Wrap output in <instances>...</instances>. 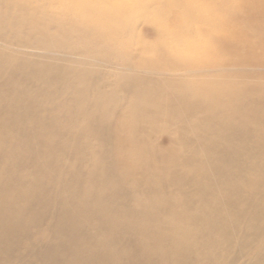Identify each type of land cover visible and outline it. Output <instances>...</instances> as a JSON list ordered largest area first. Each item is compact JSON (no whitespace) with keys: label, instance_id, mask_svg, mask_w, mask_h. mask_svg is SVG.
Segmentation results:
<instances>
[{"label":"bare ground","instance_id":"1","mask_svg":"<svg viewBox=\"0 0 264 264\" xmlns=\"http://www.w3.org/2000/svg\"><path fill=\"white\" fill-rule=\"evenodd\" d=\"M1 1L11 3V11L22 16L21 12H25L30 3L44 5L45 1L55 10V4L66 7L72 0ZM74 1L86 4L93 0ZM97 1L99 5L113 2L116 12L109 18L115 25L124 18L146 22L155 9L151 0ZM183 1L188 11H208L199 0ZM207 1L215 3L213 12H208L211 20L218 22L208 29L213 31L212 28L217 27L222 40L231 44L236 53L239 44L247 41L250 30L263 24L264 0H228L229 8L217 6V0ZM91 8L97 9L98 22L108 14V6L107 9L102 6L104 12L99 11V6ZM232 10L236 16L231 20ZM78 16L83 19L87 13L81 11ZM200 26L189 24L187 28L203 33L197 29ZM160 35L165 51L171 48V41H177L175 33ZM140 39L135 31L127 42H142ZM202 46V42L196 43L195 49ZM225 61L230 62V58ZM235 62L240 63L239 57ZM150 68L158 77L165 73L157 64H151ZM165 68L171 69L173 65ZM198 73L197 69H186L180 74L174 73V77ZM43 77L42 72L29 68L26 71L11 69L8 74L0 69V101L11 105L9 108V104L0 103V118H7L8 110L19 114L16 105L27 92L38 93L36 82ZM184 89L175 88L162 103L161 114L149 116L137 106L140 118L152 120L154 135L160 133L163 138L171 139L167 134L175 131L176 138L166 140L161 152L167 159L164 170L154 159L144 158L147 147L134 142V131L125 121L115 116L110 122L109 117L101 116L98 127L103 145L90 157L94 168L88 173L86 185L77 169L66 167L69 158L55 145V138L44 136L52 120L42 122L34 110L27 109L23 126L15 125L17 131L12 128L14 136H11V128L6 127L7 119H1L0 204L7 194L23 196L22 206L30 208L32 218L28 209L17 211L14 221L6 218L7 210H0L3 217L0 219V263L16 258L22 264H84L82 261L86 264H190L194 256L195 264H224L226 255L234 250V255L239 253L241 259L237 262L233 257L228 264H264V230L261 228L264 226V133L260 132L264 118L249 113L237 116L229 124L223 115L212 121L204 114L216 107L189 108L172 100ZM54 94L55 83L42 97L52 100ZM103 102L104 98L100 104ZM235 113L244 112L235 109ZM206 124L210 127L206 128ZM67 145L72 148L69 156L79 157L80 162L88 153L93 154L88 149L81 150L74 142ZM9 146L23 150L26 157L13 159L17 151L7 152ZM27 167L42 172L44 179L50 175L53 184L48 191L43 190V178L29 179L32 174L27 172ZM8 170L14 172V176L4 180L2 176ZM69 174H72L71 179L63 182ZM149 175L151 179L147 180ZM126 179L131 181L123 184ZM52 190H55V198L50 194ZM25 216L30 217V226L39 227L38 237L29 226L21 227V218ZM44 224L49 227L45 234ZM92 229H98L97 233L91 232ZM55 233L59 235V248H55ZM44 240L49 242L44 243ZM9 241L12 244L9 245ZM22 244L30 245L26 255L22 254L24 250L20 252Z\"/></svg>","mask_w":264,"mask_h":264},{"label":"rangeland","instance_id":"2","mask_svg":"<svg viewBox=\"0 0 264 264\" xmlns=\"http://www.w3.org/2000/svg\"><path fill=\"white\" fill-rule=\"evenodd\" d=\"M151 1L155 9L150 12L148 21L140 22L124 18L118 25L109 18L116 12L113 9L116 7L113 2L99 5L97 0H93L86 4H78L72 0L66 7L55 4L53 10L43 1L44 5L30 3L25 12H21L22 16L11 11V3L0 2V63L2 64L0 69L8 74L11 69L26 71L29 68L44 75L36 82L38 93L27 92L16 105L15 109L19 114L8 110L7 118L0 120L7 119L6 127L11 128V131L9 130L11 136L17 131L16 127L23 126L27 109L34 110L42 122L52 120V123L46 126L44 136L55 138V145L63 149L69 158L66 167L77 169L79 175L84 177L82 179L85 185L88 183V173L93 172L94 168L90 157L100 151L103 145L98 127L101 124V116L109 117L110 122L115 116L125 121L126 125H129L128 128L134 131L136 137L134 142L147 147L144 148V152H147L144 158L154 159L162 170L167 167V159L161 152L166 140L176 138L175 131L172 130L167 134V137H172L171 139L163 138L160 133L154 135L152 120H146L144 116L143 119L140 118L137 106L149 116L161 114L162 103L169 99L168 96L176 91L177 86L185 89L175 94L172 100L190 106L189 108H200L203 105L208 108L216 107L205 114L200 112L212 121L223 115L226 117V124H229L237 116L249 113L256 114L260 119L264 118V18L261 19L263 24L254 26L252 30L249 29L250 35L247 41L239 44L236 53L230 47L231 44L228 46L222 40V36L219 35L220 30H216L217 27L215 29L213 27V31L208 29L218 23L211 20L208 12L210 10L213 12L215 3L212 5L207 0H199L208 7V11L202 9L188 11L183 0ZM229 4L228 0H217L216 3L223 8H229ZM98 6L100 12L106 11L104 9H107V6L109 8L107 16L100 18L101 22L97 21V9L91 8ZM81 11L87 13L83 19L78 16ZM235 16L236 12L232 10L229 19L232 20ZM189 24L190 26L200 24L197 29L204 32L189 31L187 28ZM135 31L142 42H127V38ZM168 32L175 33L177 41H171V48L165 51L160 34ZM158 41L161 44L157 43ZM192 42L195 44L191 45ZM201 42L203 46L195 49L196 43L201 44ZM191 47L193 49L188 54ZM238 57L240 63L235 62ZM227 58H230V62L225 61ZM151 64L159 65L165 73L156 76L151 72ZM168 65H173V68L167 70L165 66ZM186 69H197L199 73L190 77L179 75L178 79L174 77V73L180 74ZM53 83H55V94L51 97L53 99L43 98L42 95ZM102 97L105 102L101 105ZM40 100H43V103L36 105ZM1 102L9 104L11 108L10 102L5 103L4 100ZM198 105L200 107H197ZM235 109H240L244 113L236 114ZM15 125L17 126L14 127ZM198 125L202 127L200 121ZM209 127L206 124V128ZM262 131L264 133V127L260 129V132ZM70 142H74L81 150H90L93 154L88 153V157L82 162L76 156L72 159L69 156L72 148L67 145ZM15 149L9 146L6 150L17 151L13 152V159L26 157L23 150ZM86 159L88 163L84 161ZM27 172L32 174L29 179L43 178L45 181L43 190L48 191L49 186L53 184L50 175L44 179L41 177L42 172L35 171L31 167H27ZM13 176L14 172L8 170L2 177L6 180ZM71 176L72 174L66 176L63 182L69 181ZM112 176L115 177L113 174ZM148 179H151L150 175ZM126 181L122 183L126 184L131 179ZM50 194L55 198V190ZM22 197H11L7 194L6 198L2 199L0 210L8 211L9 216L7 215L6 218L14 221L13 219L16 218L14 214L17 211L27 209L32 218L30 208L26 205L22 206L24 199ZM132 203L136 205L137 202ZM0 219L2 220L3 217ZM21 220H23L21 227L29 226V230L38 237L39 227L34 228L29 225L30 217L25 216ZM261 228L264 230L263 225ZM46 229L49 227L44 224V234ZM97 231L98 229L91 230L95 233ZM10 234L13 236L12 233ZM58 237L55 233V248L60 246ZM48 242L49 240H44V243ZM8 244H12L11 241ZM21 246L20 252L24 250L22 254L26 255L30 245ZM233 251L226 255L224 264L230 263L233 257L237 262L241 259L240 254L234 255ZM67 257L75 259L73 255ZM15 259H11L6 264H22ZM193 259L190 264L196 263L194 256ZM29 260L34 261L31 258ZM82 263L87 262L82 261Z\"/></svg>","mask_w":264,"mask_h":264}]
</instances>
